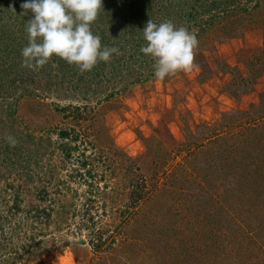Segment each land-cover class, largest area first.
<instances>
[{"label": "rangeland", "instance_id": "rangeland-1", "mask_svg": "<svg viewBox=\"0 0 264 264\" xmlns=\"http://www.w3.org/2000/svg\"><path fill=\"white\" fill-rule=\"evenodd\" d=\"M23 2L0 0V264H264V0H103L118 52L83 73L22 66ZM150 19L196 34L191 71L155 78Z\"/></svg>", "mask_w": 264, "mask_h": 264}, {"label": "clouds", "instance_id": "clouds-1", "mask_svg": "<svg viewBox=\"0 0 264 264\" xmlns=\"http://www.w3.org/2000/svg\"><path fill=\"white\" fill-rule=\"evenodd\" d=\"M103 0H24L23 14L31 11L32 18L25 25L27 45L21 49L22 66L38 70L53 55L83 73L91 71L100 61L108 62L115 47L102 46L101 37L93 33ZM145 46L140 51L154 59V76L163 80L177 72L193 68L197 36L183 25L171 20L159 24L151 19L143 28ZM11 147L17 140L7 135Z\"/></svg>", "mask_w": 264, "mask_h": 264}, {"label": "trees", "instance_id": "trees-1", "mask_svg": "<svg viewBox=\"0 0 264 264\" xmlns=\"http://www.w3.org/2000/svg\"><path fill=\"white\" fill-rule=\"evenodd\" d=\"M35 93V92H34ZM63 134L65 135V132H63Z\"/></svg>", "mask_w": 264, "mask_h": 264}]
</instances>
